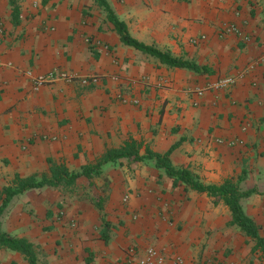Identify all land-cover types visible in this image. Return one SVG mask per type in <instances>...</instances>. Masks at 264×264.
I'll list each match as a JSON object with an SVG mask.
<instances>
[{
    "label": "crops",
    "instance_id": "crops-1",
    "mask_svg": "<svg viewBox=\"0 0 264 264\" xmlns=\"http://www.w3.org/2000/svg\"><path fill=\"white\" fill-rule=\"evenodd\" d=\"M105 1L132 38L210 73L125 46L95 0H0V206L16 176L79 172L129 140L140 156L177 145L174 169L257 192L240 204L264 237V0ZM228 23L239 33H225ZM27 70L99 82L33 90ZM95 178L14 196L1 230L40 246L47 264H136L153 248L164 264H264L223 202L174 184L152 160L106 163ZM5 255L20 256L0 250L1 264Z\"/></svg>",
    "mask_w": 264,
    "mask_h": 264
},
{
    "label": "trees",
    "instance_id": "trees-1",
    "mask_svg": "<svg viewBox=\"0 0 264 264\" xmlns=\"http://www.w3.org/2000/svg\"><path fill=\"white\" fill-rule=\"evenodd\" d=\"M98 7L103 10L107 15V20L114 26L118 33L121 42L125 46L132 47L133 49L149 55L160 63L173 68L188 69L196 73H210L207 68H199L195 63L175 58L168 52L160 51L152 46L145 45L136 39L132 38L128 33L127 27L124 22L120 21L113 13L108 3L105 0H95ZM16 13V9L14 12ZM177 147L173 146L168 152L163 155H157L149 150H146L145 155H139L140 145L134 141H127L120 150L107 151L103 158L94 165H87L79 172H69L64 167H58L52 170L50 178H19L15 177L12 186L3 190V202L0 206V213L4 210L10 200L19 194L32 189H41L43 187L57 188L59 186H71L80 177L86 178L88 181L101 174V167L106 163H114L119 159H132L137 162H143L145 159H150L154 162V167L162 170L164 175L173 180L175 183H182L189 186L192 190L205 193L214 200L223 202L231 212L232 225H236L240 230L253 242L254 250L259 251L264 257V237L259 233V227L245 215L241 207V200L245 199L252 194H257L255 190L242 192L238 188V182L235 183L231 180L224 182L220 186H205L195 180L187 170L174 169L170 163L169 156L172 151ZM97 208L100 210L101 206L97 203ZM0 250H7L15 252L22 256L27 264H47L45 260L39 258L36 246L25 238H16L3 232L0 227Z\"/></svg>",
    "mask_w": 264,
    "mask_h": 264
},
{
    "label": "built area",
    "instance_id": "built-area-1",
    "mask_svg": "<svg viewBox=\"0 0 264 264\" xmlns=\"http://www.w3.org/2000/svg\"><path fill=\"white\" fill-rule=\"evenodd\" d=\"M225 33L237 34L239 33L238 27L233 23H228L223 26ZM3 67V63L0 60V69ZM24 76L30 81L31 88L37 90L41 87L50 86L56 82H78L81 86L89 87L90 85H96L99 82V77L96 75H90L85 77H76L72 74H67L58 70H51L45 73H34L30 70L24 72ZM230 79H223L218 83L219 88H225L230 85ZM200 94V93H199ZM124 102V101H123ZM221 144V140H216ZM128 195L123 196V202H127ZM165 257L163 253H160L156 249H148L145 256L139 259L136 264H164Z\"/></svg>",
    "mask_w": 264,
    "mask_h": 264
},
{
    "label": "rangeland",
    "instance_id": "rangeland-1",
    "mask_svg": "<svg viewBox=\"0 0 264 264\" xmlns=\"http://www.w3.org/2000/svg\"><path fill=\"white\" fill-rule=\"evenodd\" d=\"M94 186H97V184L96 183H99V181H98V179L97 178H95L94 177ZM58 193L60 194V195H65L66 194V192L63 190V191H58ZM92 196L93 197H97L98 198V196L99 195H97V194H95L94 192H92ZM96 198V199H97ZM61 208H62V204L61 203H59L57 206H56V213H57V216L59 217V215H60V211H61ZM46 211H48V210H46ZM51 211V213H52V210H50ZM52 227H50L49 225H46V226H44L43 227V231H45V232H48L49 231V229H51ZM37 246V250H39L38 249V247L40 248V246H38V245H36ZM38 252V254H39V258L41 259V260H45V257H44V254H42L41 252H40V250L39 251H37ZM5 259H7V261H8V264H27L26 263V261L21 257V256H14L13 257V255L12 256H7V255H5V257H4ZM14 258V259H13ZM2 262L0 261V264H1Z\"/></svg>",
    "mask_w": 264,
    "mask_h": 264
}]
</instances>
